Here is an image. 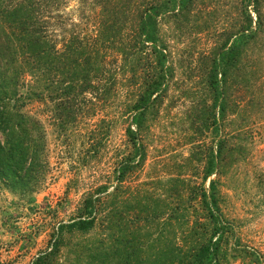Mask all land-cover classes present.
<instances>
[{
	"label": "rangeland",
	"instance_id": "374dc122",
	"mask_svg": "<svg viewBox=\"0 0 264 264\" xmlns=\"http://www.w3.org/2000/svg\"><path fill=\"white\" fill-rule=\"evenodd\" d=\"M248 1L196 0L187 22L160 23L159 35L171 70L167 92L149 110L138 135L144 147L143 162L119 185L116 170L131 152L125 133L131 115L124 112L137 94L141 73L133 85L129 74L118 77L110 102L97 104L94 118H86L65 134L55 130L47 105L33 102L24 107L44 128L48 171L31 197L0 187V264H32L49 251L57 226L75 217L83 197L102 186L108 187V194L118 185V220L133 234L150 240L157 229H164V239L172 242L175 238L176 245L183 247L182 236L195 221L203 222L205 211L196 195L201 186L208 190L211 180L217 182L221 214L233 227L240 247L258 253L264 264V0L256 8L262 30L247 46L239 70L232 72L228 83L226 119L221 127L227 153L206 182L202 181L204 159L210 148L215 151L216 140L211 129L197 131L201 124L196 118L203 104H210L204 79L209 58L231 32L241 29L246 12L257 21L255 7ZM59 14L57 33L58 27L69 30L73 25L86 33L95 30L97 8L68 0ZM100 196L106 206L109 196ZM171 209L175 213L170 217ZM151 215L155 221L146 223ZM103 221L84 236L66 235L54 264H90L89 255L97 248L108 249L111 239ZM165 241L155 246L146 242L142 249L147 247L149 253L158 244L165 246ZM225 263L248 264L231 259Z\"/></svg>",
	"mask_w": 264,
	"mask_h": 264
},
{
	"label": "trees",
	"instance_id": "16d2710c",
	"mask_svg": "<svg viewBox=\"0 0 264 264\" xmlns=\"http://www.w3.org/2000/svg\"><path fill=\"white\" fill-rule=\"evenodd\" d=\"M66 1L0 0V187L22 197L36 193L48 171L44 128L39 120L24 112V107L33 102L47 105L55 130L65 134L86 118H94L97 104L110 102L117 78L126 74L133 85L137 82L136 75L141 73L137 94L125 107L124 113L131 115L130 123L136 131L131 126L125 130L131 152L116 170L118 185L143 162L144 147L138 135L149 110L165 96L171 76L159 25L165 20L187 22L196 2L78 0L98 9L95 30L86 33L73 25L69 30L58 27L57 33L59 10ZM250 1L257 21L253 22L246 12L245 24L226 37L209 58L207 71L204 70L210 104L202 103L196 116L201 124L197 131L211 129L216 142L215 151L210 148L204 159L203 182L215 174L227 153V138L221 127L226 119L232 72L239 70L244 51L262 30L260 12L256 9L262 0ZM118 185L108 194V187L102 186L85 195L75 217L57 226L49 251L40 254L32 264H54L66 235L89 234L102 220L111 245L108 249L98 246V251L89 255L90 264H224L228 259L263 264L258 253L240 247L233 227L223 218L216 181H209L208 190L201 186L196 195L205 214L202 223L195 221L182 236L183 247L176 245L175 238L172 242L164 239V229H157L158 234L150 240L148 233L144 234L147 239L143 240L140 234H133L127 225L119 223ZM102 194L110 198L106 206ZM107 209L110 211L106 212ZM174 213L171 209L170 217ZM154 219L151 215L145 221L150 223ZM164 241L165 246L158 244L149 253L147 247L142 249L146 242H154L151 246H155Z\"/></svg>",
	"mask_w": 264,
	"mask_h": 264
}]
</instances>
